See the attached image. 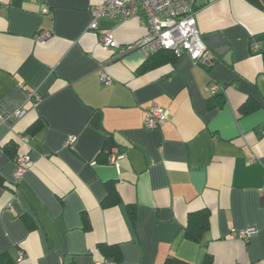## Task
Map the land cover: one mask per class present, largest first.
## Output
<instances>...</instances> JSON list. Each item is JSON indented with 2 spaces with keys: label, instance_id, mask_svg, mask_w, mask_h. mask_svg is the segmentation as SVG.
I'll list each match as a JSON object with an SVG mask.
<instances>
[{
  "label": "crops",
  "instance_id": "0c3cea01",
  "mask_svg": "<svg viewBox=\"0 0 264 264\" xmlns=\"http://www.w3.org/2000/svg\"><path fill=\"white\" fill-rule=\"evenodd\" d=\"M99 3L0 0V255L96 264L115 246L116 264H264V58L251 49L264 0H196L216 62L185 53L146 71L141 49L101 42L108 30L133 45L144 22L99 16L91 28ZM214 81L224 88L216 97ZM152 105L169 117L148 128ZM21 155L30 160L17 179ZM109 191L120 200L104 206ZM203 210L210 224L191 240L190 217ZM249 227V238L235 234Z\"/></svg>",
  "mask_w": 264,
  "mask_h": 264
},
{
  "label": "built area",
  "instance_id": "2783aa9c",
  "mask_svg": "<svg viewBox=\"0 0 264 264\" xmlns=\"http://www.w3.org/2000/svg\"><path fill=\"white\" fill-rule=\"evenodd\" d=\"M196 0H100V7L95 5L92 7L93 21L91 28H99L98 17H123L132 18L138 17L146 25L147 32L136 41L133 45L125 47L120 46L113 34L110 31L101 33V42L107 49L118 47L121 51L133 49L135 47L141 49L146 57L160 50H171L178 57L188 53L192 59L205 67H210L216 62L214 51L208 47L197 25L195 17ZM45 12L49 8L44 9ZM50 35L49 32L41 33L40 39H45ZM253 52L259 53L263 49L262 42L253 39L251 43ZM106 83H110L111 79L104 77ZM224 90L223 86L214 81L211 83V91L213 94ZM25 111L18 110L14 117L18 118ZM169 117V111L152 105L149 108L148 114L145 117V125L148 128L160 126ZM78 137L72 135L66 141V145H72L77 141ZM108 160L113 163H118V158L121 155V150L117 145H112L106 149ZM30 160L28 155H21L16 159V177L20 179L25 171L24 164ZM255 227L244 228L237 231L235 234L246 239L256 233ZM24 256L21 253L20 258ZM96 264H116L114 260L109 258L97 260Z\"/></svg>",
  "mask_w": 264,
  "mask_h": 264
},
{
  "label": "trees",
  "instance_id": "16d2710c",
  "mask_svg": "<svg viewBox=\"0 0 264 264\" xmlns=\"http://www.w3.org/2000/svg\"><path fill=\"white\" fill-rule=\"evenodd\" d=\"M252 1H256V0H252ZM253 39L257 40L256 38H253ZM259 53H261L264 58V48ZM160 57H163V58L160 59ZM177 58L178 56L171 50H160V51L154 52L148 57L146 62L140 67V71H146L166 61H170L174 63ZM216 95H219V94H214L213 97H216ZM217 104H219V100L217 101ZM210 105L214 106L216 105V103H210ZM112 145L113 143H110V145L108 146L110 147ZM119 200L120 199L117 193L109 191V194L103 201V205L109 206V205L118 203ZM135 214H136L135 211L129 209V216L131 220L133 221V223L135 222L134 221ZM209 224H210V213L208 210L198 211L194 213L190 217L188 228L186 230V236L191 240L199 241L201 239L202 233L208 228ZM119 255L120 254H119L118 247L110 246V247L105 248L104 259L112 258L115 261L119 259ZM0 264H17V262L16 260H14V258L9 252H6L0 255ZM165 264H192V263H189L178 257L172 256L166 260Z\"/></svg>",
  "mask_w": 264,
  "mask_h": 264
},
{
  "label": "water",
  "instance_id": "95a60500",
  "mask_svg": "<svg viewBox=\"0 0 264 264\" xmlns=\"http://www.w3.org/2000/svg\"><path fill=\"white\" fill-rule=\"evenodd\" d=\"M258 41H264V34L260 35L256 38ZM205 42H207V44H210V40L208 38L205 37Z\"/></svg>",
  "mask_w": 264,
  "mask_h": 264
}]
</instances>
